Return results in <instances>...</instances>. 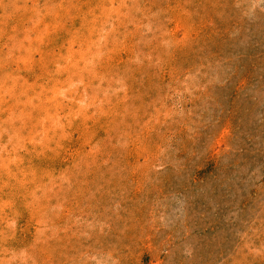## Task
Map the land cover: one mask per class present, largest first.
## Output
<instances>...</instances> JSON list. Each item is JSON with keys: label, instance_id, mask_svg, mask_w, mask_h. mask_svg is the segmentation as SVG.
<instances>
[{"label": "rangeland", "instance_id": "374dc122", "mask_svg": "<svg viewBox=\"0 0 264 264\" xmlns=\"http://www.w3.org/2000/svg\"><path fill=\"white\" fill-rule=\"evenodd\" d=\"M0 264H264V0H0Z\"/></svg>", "mask_w": 264, "mask_h": 264}]
</instances>
